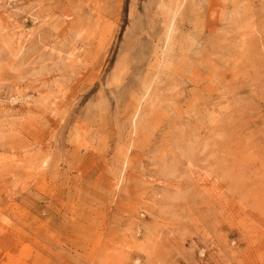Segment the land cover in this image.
Masks as SVG:
<instances>
[{
    "label": "rangeland",
    "instance_id": "rangeland-1",
    "mask_svg": "<svg viewBox=\"0 0 264 264\" xmlns=\"http://www.w3.org/2000/svg\"><path fill=\"white\" fill-rule=\"evenodd\" d=\"M136 259L264 264V0H0V264Z\"/></svg>",
    "mask_w": 264,
    "mask_h": 264
},
{
    "label": "bare ground",
    "instance_id": "bare-ground-1",
    "mask_svg": "<svg viewBox=\"0 0 264 264\" xmlns=\"http://www.w3.org/2000/svg\"><path fill=\"white\" fill-rule=\"evenodd\" d=\"M44 164H46V163H44ZM133 264H140V261L138 259H136Z\"/></svg>",
    "mask_w": 264,
    "mask_h": 264
}]
</instances>
